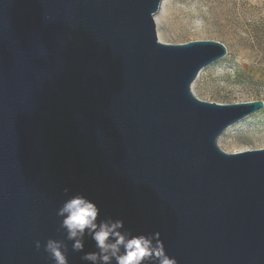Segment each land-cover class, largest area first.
Wrapping results in <instances>:
<instances>
[{
    "label": "water",
    "instance_id": "1",
    "mask_svg": "<svg viewBox=\"0 0 264 264\" xmlns=\"http://www.w3.org/2000/svg\"><path fill=\"white\" fill-rule=\"evenodd\" d=\"M163 2L0 0V264H54L49 238L91 264L57 215L75 195L178 264H264V149L219 146L264 102L197 98L227 48L162 43Z\"/></svg>",
    "mask_w": 264,
    "mask_h": 264
},
{
    "label": "rangeland",
    "instance_id": "2",
    "mask_svg": "<svg viewBox=\"0 0 264 264\" xmlns=\"http://www.w3.org/2000/svg\"><path fill=\"white\" fill-rule=\"evenodd\" d=\"M156 17L164 44L226 46L227 55L193 83L197 98L223 105L264 102V0H164ZM219 146L229 154L264 149V109L230 127Z\"/></svg>",
    "mask_w": 264,
    "mask_h": 264
},
{
    "label": "clouds",
    "instance_id": "3",
    "mask_svg": "<svg viewBox=\"0 0 264 264\" xmlns=\"http://www.w3.org/2000/svg\"><path fill=\"white\" fill-rule=\"evenodd\" d=\"M57 215L63 217L61 227L66 230V239L73 242L74 252L83 251L85 234L96 241L98 252H88L82 257L91 264H178L176 258L168 255L159 232L133 235L124 231V222L120 219L109 218L98 223L100 209L82 195L65 201ZM35 247L37 250L43 248L54 264H68L64 241L49 238L44 243L37 240Z\"/></svg>",
    "mask_w": 264,
    "mask_h": 264
},
{
    "label": "bare ground",
    "instance_id": "4",
    "mask_svg": "<svg viewBox=\"0 0 264 264\" xmlns=\"http://www.w3.org/2000/svg\"><path fill=\"white\" fill-rule=\"evenodd\" d=\"M159 20H160L159 17L158 18L156 17L155 22H159Z\"/></svg>",
    "mask_w": 264,
    "mask_h": 264
}]
</instances>
